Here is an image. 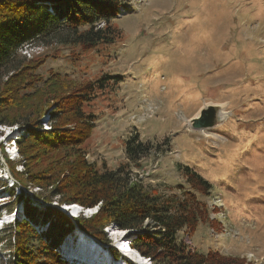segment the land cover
Segmentation results:
<instances>
[{
	"label": "rangeland",
	"instance_id": "1",
	"mask_svg": "<svg viewBox=\"0 0 264 264\" xmlns=\"http://www.w3.org/2000/svg\"><path fill=\"white\" fill-rule=\"evenodd\" d=\"M123 1L125 10H119L114 20L123 40L102 50L105 60L94 50L73 59L66 47L38 42H29L18 52L27 59L52 55L40 72L53 68L79 79L121 74L113 91L100 92L95 99L98 119L86 158L101 168L128 163L131 176L165 193L179 192L177 185L188 189L176 165L193 166L212 184L210 195L201 196L207 209L212 198L223 204L208 211L209 219L221 222L226 215L224 222L231 231L213 230L205 223L190 239L183 232L178 238L203 252L215 249L249 264H264V0ZM208 104H223L227 116L211 128H192L190 118ZM43 125L46 128L45 121ZM0 132L8 157L20 158L14 140L17 126L0 125ZM135 132L142 141L159 146L137 165L127 160L124 150V142ZM12 147L15 153L10 152ZM3 172L14 183L0 152L2 178ZM1 184L0 215H11L9 222L0 224V264H7L12 222L20 218L24 201ZM13 187L39 210L54 206L59 198L54 195L45 203L32 197L36 187L24 188L16 181ZM71 210L63 213L72 220L87 216ZM106 236V244L111 243L109 232ZM117 249L109 248L116 260L121 255Z\"/></svg>",
	"mask_w": 264,
	"mask_h": 264
},
{
	"label": "trees",
	"instance_id": "2",
	"mask_svg": "<svg viewBox=\"0 0 264 264\" xmlns=\"http://www.w3.org/2000/svg\"><path fill=\"white\" fill-rule=\"evenodd\" d=\"M122 7L123 0H0V125L17 126L14 140L20 158L10 159L1 142L0 152L14 183L38 189L33 198L50 203L59 195L56 206L39 210L22 190L17 194L0 178L1 187L24 201L20 218L12 222L7 264H79L59 249L74 223L105 244V228L115 224L126 232L131 248L152 264H249L219 250L194 249L178 238L183 232L190 239L199 224L214 230L229 227L209 219L201 196L210 195L212 184L193 166L176 165L188 189L177 185L179 192L165 193L134 179L128 163L101 168L86 158L98 119L95 99L100 92L113 91L121 74L79 79L53 68L40 72L52 55L27 59L18 52L25 44L38 42L66 47L73 59L94 50L105 60L102 50L123 40L114 24ZM158 147L142 141L137 132L124 142L126 158L135 165ZM18 165L23 170L18 171ZM62 204L98 208L72 220L58 209Z\"/></svg>",
	"mask_w": 264,
	"mask_h": 264
},
{
	"label": "bare ground",
	"instance_id": "3",
	"mask_svg": "<svg viewBox=\"0 0 264 264\" xmlns=\"http://www.w3.org/2000/svg\"><path fill=\"white\" fill-rule=\"evenodd\" d=\"M219 107V117L224 119L228 113L225 111L223 104H219ZM10 152L15 153V147H12ZM72 208L73 210H71ZM64 209L65 211L71 210L75 215L78 210H80L79 206L76 205H70L69 208L66 209L64 207ZM10 219L11 215H0V224L9 222ZM107 230L112 238L111 245L118 248L121 254L126 255L131 261H133V264H148V262L144 261L140 257L139 253L135 249L131 248V246L126 242L124 238L126 232L124 230H120L117 227L107 228ZM75 233H77L75 238H72V233V235L68 238V242L67 240H64L65 242L63 241L59 247L62 250L61 252L65 254L66 258L80 261V264H128V262L124 259L113 261V257L110 254L108 247L102 249L98 242H95L91 237H87L82 230L76 228Z\"/></svg>",
	"mask_w": 264,
	"mask_h": 264
},
{
	"label": "water",
	"instance_id": "4",
	"mask_svg": "<svg viewBox=\"0 0 264 264\" xmlns=\"http://www.w3.org/2000/svg\"><path fill=\"white\" fill-rule=\"evenodd\" d=\"M219 113H220V107L218 104H208L206 107L202 108L201 110H199V112L197 113V115L193 116L192 118H190L189 123L190 126L194 129H208L211 128L213 126H215L220 120L221 118L219 117ZM57 204L55 203L54 206H56ZM64 207L67 209L70 206L68 204H62V205H58V209L62 212L65 213V209ZM98 206L93 207V208H83L84 211H81L82 213L84 212L85 215L90 216L92 213H94L97 210ZM91 213V214H90ZM68 215V214H67ZM84 215V214H83ZM117 226H115V224H110L107 228H115ZM78 228L75 223H74V230L72 232H70L66 238L65 241L67 240L68 242V238L70 237V235H72V233L74 234L75 229ZM107 228L105 229V232L107 233ZM118 228V227H117ZM85 234V232H84ZM87 237H91L88 234H85ZM77 236V233H75L73 235L72 238H75ZM93 237V236H92ZM91 237V238H92ZM109 237V236H108ZM95 238V237H94ZM110 238V237H109ZM126 242L129 244V240L127 238V235L125 234L124 236ZM93 239V238H92ZM111 239V238H110ZM95 242H98V244L100 245V247L102 249H104L105 247L109 248H114L117 249L115 246H112L111 243L109 244H105L100 242L99 240H95L93 239ZM64 241V242H65ZM118 250V249H117ZM138 252V251H137ZM139 253V252H138ZM140 257L144 260V261H149V258H145L143 257L141 254H139ZM120 259H124L126 262H128L129 264H133V261H131L126 255L121 254L120 257L115 260L114 258L112 259L113 261H118ZM77 261V260H75ZM83 261V260H81ZM80 264V261H77ZM82 264V263H81Z\"/></svg>",
	"mask_w": 264,
	"mask_h": 264
},
{
	"label": "built area",
	"instance_id": "5",
	"mask_svg": "<svg viewBox=\"0 0 264 264\" xmlns=\"http://www.w3.org/2000/svg\"><path fill=\"white\" fill-rule=\"evenodd\" d=\"M125 10V7H122L121 9H120V11H124ZM134 179H137L138 178V176H132ZM141 178V177H140ZM72 205H74V204H72ZM215 208H223V204L220 202V199L219 198H212L211 199V201H210V204H208V209H209V211L210 212H214V209ZM221 213H223V211H221ZM224 219H225V215L221 218V222L220 223H223L224 224ZM106 229V228H105ZM212 229V228H211ZM214 230V229H213ZM222 230H224V232L226 231V230H229V231H231L228 227H226L225 225H223V229ZM221 230V231H222ZM86 234V233H85ZM224 234V233H223ZM92 237V236H91ZM93 239H95V240H97L96 238H94V237H92ZM98 241V240H97ZM115 258V257H114Z\"/></svg>",
	"mask_w": 264,
	"mask_h": 264
},
{
	"label": "clouds",
	"instance_id": "6",
	"mask_svg": "<svg viewBox=\"0 0 264 264\" xmlns=\"http://www.w3.org/2000/svg\"><path fill=\"white\" fill-rule=\"evenodd\" d=\"M70 205H72V204H69V206H70ZM78 213L80 214V213H82V212L80 211V212H78ZM83 232H84V231H83Z\"/></svg>",
	"mask_w": 264,
	"mask_h": 264
}]
</instances>
